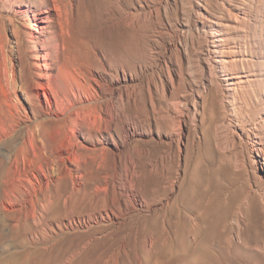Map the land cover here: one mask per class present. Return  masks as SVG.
Here are the masks:
<instances>
[{"label": "rangeland", "instance_id": "rangeland-1", "mask_svg": "<svg viewBox=\"0 0 264 264\" xmlns=\"http://www.w3.org/2000/svg\"><path fill=\"white\" fill-rule=\"evenodd\" d=\"M3 178L0 264H264V0H0Z\"/></svg>", "mask_w": 264, "mask_h": 264}, {"label": "bare ground", "instance_id": "bare-ground-1", "mask_svg": "<svg viewBox=\"0 0 264 264\" xmlns=\"http://www.w3.org/2000/svg\"><path fill=\"white\" fill-rule=\"evenodd\" d=\"M44 97H45V99L46 100H48L49 99V97L46 95V93H44ZM31 134V133H30ZM31 144V143H30ZM36 171H40L42 174H43V170H42V168L41 167H38L37 169H35ZM7 170H5L4 171V174H7L6 176H8L9 175V173H7L6 172ZM12 177H13V175H12ZM12 180V179H11ZM30 184H29V186L28 187H26V186H24L25 188H26V191L27 192H31V191H35V190H37V188H36V186L34 185V184H32L31 182H29ZM43 187H47L46 185L44 186V184H43V186H41V188H43ZM17 189V187H16V185H14V184H11V185H9V182L6 180V179H2V181H1V183H0V193L1 194H4V193H9V192H12V191H14L13 189ZM44 196H47L45 193H44ZM43 207H46V204H43ZM22 224V223H21ZM18 225V224H17ZM17 228V227H16ZM14 229V228H13ZM57 263V262H56Z\"/></svg>", "mask_w": 264, "mask_h": 264}]
</instances>
